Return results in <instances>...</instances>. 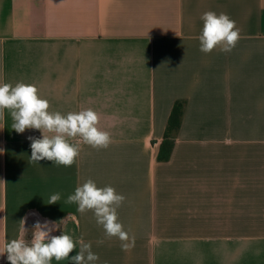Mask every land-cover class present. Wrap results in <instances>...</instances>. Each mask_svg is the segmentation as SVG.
Wrapping results in <instances>:
<instances>
[{"label": "crops", "instance_id": "1", "mask_svg": "<svg viewBox=\"0 0 264 264\" xmlns=\"http://www.w3.org/2000/svg\"><path fill=\"white\" fill-rule=\"evenodd\" d=\"M207 11L235 21L230 52L200 51ZM18 82L49 112L93 109L111 143L80 141L68 167L32 163L28 137L41 132H15L5 109L0 250L22 219L28 229L65 220L76 248L51 264H72L81 239L95 264H264V0H0V83ZM175 101L178 128L165 138ZM88 179L125 197L129 251L93 211L66 203Z\"/></svg>", "mask_w": 264, "mask_h": 264}, {"label": "clouds", "instance_id": "2", "mask_svg": "<svg viewBox=\"0 0 264 264\" xmlns=\"http://www.w3.org/2000/svg\"><path fill=\"white\" fill-rule=\"evenodd\" d=\"M203 29L199 36L200 51L210 53L219 47L221 52H230L240 39L239 29L234 20L225 13L219 15L207 11L201 16ZM47 99L38 94L33 84L18 82L14 86L10 83H0V119L4 117V110H10L12 129L23 133L26 129L39 130L41 138L28 137L31 141L32 163L42 160L51 161L57 165L71 166L79 155V142L93 148H107L111 143L110 134L98 127L99 116L91 108L79 112H49ZM52 135H45V133ZM77 143H70L69 138H77ZM3 150L0 149V152ZM60 200V194H52L48 204H55ZM125 197L118 194L111 186L98 187L88 179L75 188L74 194L67 197L66 203L78 205L77 211L94 212L97 224L101 225L108 237H118L121 248L129 251L134 247V237L130 239L128 233L119 222L117 209ZM25 219L20 221V235L16 239L5 242L0 256L6 254L9 264H51L55 260L69 259V254L76 248L72 236L64 231L65 220L56 222H37L31 229L25 227ZM63 230L60 235H52L54 231ZM31 231L32 238L26 236ZM102 243V241H101ZM99 257L91 251V244L80 240V249L71 256L72 264H95Z\"/></svg>", "mask_w": 264, "mask_h": 264}, {"label": "trees", "instance_id": "3", "mask_svg": "<svg viewBox=\"0 0 264 264\" xmlns=\"http://www.w3.org/2000/svg\"><path fill=\"white\" fill-rule=\"evenodd\" d=\"M182 111V102L181 101H175L169 118H168V123L167 126L165 128L164 131V137L167 138L170 134H172L173 132H175L178 128V120H179V116L181 114ZM167 157V155H166Z\"/></svg>", "mask_w": 264, "mask_h": 264}]
</instances>
